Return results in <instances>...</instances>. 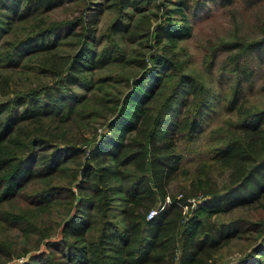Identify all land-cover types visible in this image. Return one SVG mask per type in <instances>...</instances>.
<instances>
[{
    "label": "trees",
    "instance_id": "obj_1",
    "mask_svg": "<svg viewBox=\"0 0 264 264\" xmlns=\"http://www.w3.org/2000/svg\"><path fill=\"white\" fill-rule=\"evenodd\" d=\"M57 1L0 0V264H264V107L237 105L264 34L212 46L205 69L234 75L228 100L180 58L188 0H68L79 14L61 20ZM221 47L234 53L216 66ZM211 100L235 115L212 131L220 188L206 164L180 166ZM234 241L251 244L226 260Z\"/></svg>",
    "mask_w": 264,
    "mask_h": 264
},
{
    "label": "rangeland",
    "instance_id": "obj_2",
    "mask_svg": "<svg viewBox=\"0 0 264 264\" xmlns=\"http://www.w3.org/2000/svg\"><path fill=\"white\" fill-rule=\"evenodd\" d=\"M95 1L97 2L98 0H93V2ZM157 1L160 0H156V3ZM53 6L48 16L56 20L79 14V11L75 12L74 4L68 0L54 2ZM149 7L150 10L157 12V8L154 7L153 3ZM93 8L87 11V18L92 17L94 14L96 9ZM185 8L184 16L190 27V34L179 42V48L182 50L179 52H182L180 58L181 60L187 59L189 69L198 73L205 83L213 82L212 87L215 86L217 88V82L220 78L221 84L218 90L229 100L233 91L234 75L229 71L223 73L218 68H214L211 73L205 69L210 50L214 45L231 43L237 39L254 41L261 38L264 34V0H188ZM114 16L115 13L111 10L101 13L97 17L98 30H105L113 21ZM173 18L177 22H182L180 20L181 17L178 15ZM158 19L156 18L155 20ZM227 51L228 49L225 47H221L216 51V66L229 54L234 53H228ZM251 68L257 73L254 72L255 75L251 84L242 83L237 105L244 108L249 106L264 107V45H259L255 49ZM72 90L80 92L76 88ZM211 104L213 109L204 117L203 122L196 127L194 133L196 140L188 145L190 150L186 147H181V149L183 148L181 152L183 159L180 162V166L182 169L188 170L190 175H192L197 170L204 169L201 166L206 164L204 170L211 174V187L220 188L226 184L225 174L222 171L224 169L220 168L211 159L214 153L212 131L218 128L228 129L231 127L229 121H233L235 115L234 112H228L227 110L218 111L220 110V105L214 100H211ZM186 112V109H182L177 114L173 112V117L180 126H183L182 123L187 117ZM175 127L170 126L169 132L174 133L173 135L177 139L176 147L179 149L183 140V131H178ZM104 131L105 129L103 131L99 130L100 133ZM259 170H262L260 176L263 175L264 167ZM255 179L253 180L255 181ZM180 182L172 181L168 186V191L174 194L177 193L179 190L178 186L182 185ZM242 190L240 189L238 194L245 193V196L246 194L248 195L246 186ZM248 209V205L243 208L232 207L228 210L225 217L231 218L240 212L247 213ZM250 244L251 242L234 241L228 248L223 249L225 259L234 261L240 258L242 255L240 252L248 249ZM20 261L17 260L16 262L19 263Z\"/></svg>",
    "mask_w": 264,
    "mask_h": 264
},
{
    "label": "crops",
    "instance_id": "obj_3",
    "mask_svg": "<svg viewBox=\"0 0 264 264\" xmlns=\"http://www.w3.org/2000/svg\"><path fill=\"white\" fill-rule=\"evenodd\" d=\"M164 224V215H161V216H157L154 220V225L153 227L150 229V230H146V235H147V238H146V241H145V244L148 245L152 242L153 240V237L155 236V231H156V228L159 226V225H162L163 226Z\"/></svg>",
    "mask_w": 264,
    "mask_h": 264
},
{
    "label": "built area",
    "instance_id": "obj_4",
    "mask_svg": "<svg viewBox=\"0 0 264 264\" xmlns=\"http://www.w3.org/2000/svg\"><path fill=\"white\" fill-rule=\"evenodd\" d=\"M191 202H192L193 204H195L196 200H192ZM155 214H156L155 211H151V212L149 213V215H148V219H151ZM175 264H176V263H175Z\"/></svg>",
    "mask_w": 264,
    "mask_h": 264
}]
</instances>
